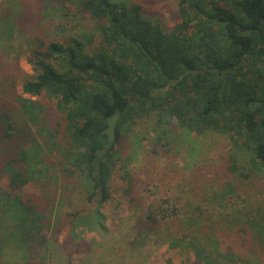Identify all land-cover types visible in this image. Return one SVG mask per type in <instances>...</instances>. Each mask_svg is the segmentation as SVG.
<instances>
[{
  "label": "trees",
  "instance_id": "1",
  "mask_svg": "<svg viewBox=\"0 0 264 264\" xmlns=\"http://www.w3.org/2000/svg\"><path fill=\"white\" fill-rule=\"evenodd\" d=\"M41 1L43 16L36 19L46 20V33L28 37L35 73L23 80L20 95L17 78L6 77L12 82L7 91L14 93L10 104L0 88L2 138L30 144L5 167L12 187L52 181L49 173L56 169L53 178L83 189L86 203L99 197L95 215L84 208L65 213L71 226L84 219L89 230L106 234L99 210L111 198L122 134L148 120L154 154L169 150L174 123L199 137L223 136L230 144L226 170L236 184L264 196V0H179V19L170 28L129 0H76L74 11L63 0ZM22 2L11 0L15 22L0 16V30L12 32L16 21L32 20ZM114 114L119 118L110 141L103 131ZM239 191L226 182L217 199L230 204ZM4 204L35 224L36 234L46 230H39L47 219L39 204L21 198ZM223 211L215 218L196 206L184 217L183 234L162 237L172 248H190L202 264L241 260L221 250L231 228L264 247V207L244 205L234 216ZM148 218L155 228L161 224L153 211Z\"/></svg>",
  "mask_w": 264,
  "mask_h": 264
},
{
  "label": "rangeland",
  "instance_id": "2",
  "mask_svg": "<svg viewBox=\"0 0 264 264\" xmlns=\"http://www.w3.org/2000/svg\"><path fill=\"white\" fill-rule=\"evenodd\" d=\"M22 1L23 7L31 11L29 16H32V20H20L21 24L16 21L12 32L0 30V79L3 80L0 88L4 90L2 99L7 104L13 101L14 93L7 91L12 82L6 77L17 78L16 95L22 94L23 80L35 73L31 63L34 51L30 49L28 37L39 34L40 30L46 33V20L36 19L37 15L43 16V2ZM129 1L139 3L144 14L164 28H170L179 19V0ZM10 3L11 0H0V16L13 23L15 10L10 9ZM62 4L72 11L76 9V0H63ZM24 96L29 98L28 95ZM150 123L144 121L122 134L118 147L120 160L109 183L111 198L99 210V214L105 218L106 234L89 230V224H85L87 222L82 218L79 225L71 226V220L65 217V213L82 208L94 213L93 208L98 204L99 197L94 199V203H86L83 189L55 176L53 178L56 169L50 171L52 181L47 183L39 180L19 189L11 186L5 167L30 144L26 140H4L1 127L0 264H202L190 248H172L168 239L162 236L183 234L186 228L184 217L196 206L208 209L215 218H219L223 210L234 216L244 205L249 208L264 207V196L248 190L245 184H236L234 175L226 170L230 145L226 138L214 132L199 137L174 123L169 150L154 154L151 145L154 131ZM31 129V134L38 139L37 130L32 125ZM46 162L49 166H55L56 161L47 156ZM226 182L240 188L239 197L230 204L217 199ZM12 198L39 204L47 216L39 230L43 227L46 230L36 234L38 229L35 224L26 221L14 209L7 211L4 203H11ZM152 211L161 220L158 228L148 221ZM171 214L174 215L172 218ZM163 215L169 216L163 220ZM152 228L154 232H151ZM231 229L225 233L221 250L236 252L242 257L228 263L264 264V247L257 240H248L242 235H239L242 241L237 242L238 230ZM42 234H45L46 240L45 245L40 246L36 242L43 239ZM230 244L236 247L235 251L227 248Z\"/></svg>",
  "mask_w": 264,
  "mask_h": 264
},
{
  "label": "water",
  "instance_id": "3",
  "mask_svg": "<svg viewBox=\"0 0 264 264\" xmlns=\"http://www.w3.org/2000/svg\"><path fill=\"white\" fill-rule=\"evenodd\" d=\"M119 118V114L107 118V127L104 129L103 134L107 135L110 141H114L116 137V124Z\"/></svg>",
  "mask_w": 264,
  "mask_h": 264
}]
</instances>
